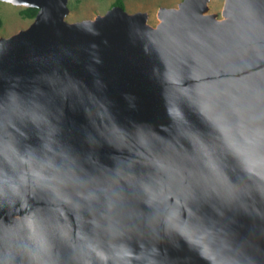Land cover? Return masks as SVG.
<instances>
[{
	"label": "water",
	"instance_id": "1",
	"mask_svg": "<svg viewBox=\"0 0 264 264\" xmlns=\"http://www.w3.org/2000/svg\"><path fill=\"white\" fill-rule=\"evenodd\" d=\"M0 36V264H264V0Z\"/></svg>",
	"mask_w": 264,
	"mask_h": 264
},
{
	"label": "rangeland",
	"instance_id": "2",
	"mask_svg": "<svg viewBox=\"0 0 264 264\" xmlns=\"http://www.w3.org/2000/svg\"><path fill=\"white\" fill-rule=\"evenodd\" d=\"M115 0H67V21H76L83 18H93L96 14L104 13L114 4ZM180 0H123L124 8L128 12L146 11L147 22L155 25L160 19L157 10L160 6H177ZM224 0H209L207 12H214L222 17ZM22 5L0 0V36H9L21 28L26 27L32 18L24 17L20 13Z\"/></svg>",
	"mask_w": 264,
	"mask_h": 264
},
{
	"label": "trees",
	"instance_id": "3",
	"mask_svg": "<svg viewBox=\"0 0 264 264\" xmlns=\"http://www.w3.org/2000/svg\"><path fill=\"white\" fill-rule=\"evenodd\" d=\"M114 4H118L124 7L123 0H115ZM36 11H37V8L33 6H26L20 9V13L22 14V16L30 17V18H32L35 15ZM0 23H1V18H0Z\"/></svg>",
	"mask_w": 264,
	"mask_h": 264
},
{
	"label": "snow or ice",
	"instance_id": "4",
	"mask_svg": "<svg viewBox=\"0 0 264 264\" xmlns=\"http://www.w3.org/2000/svg\"><path fill=\"white\" fill-rule=\"evenodd\" d=\"M0 183H2V181H0ZM3 195V193L2 192H0V196H2Z\"/></svg>",
	"mask_w": 264,
	"mask_h": 264
}]
</instances>
